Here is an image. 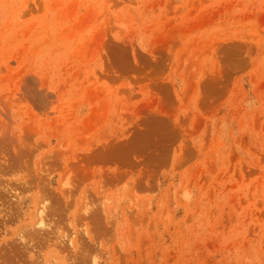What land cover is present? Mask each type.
Instances as JSON below:
<instances>
[{
    "label": "rangeland",
    "instance_id": "rangeland-1",
    "mask_svg": "<svg viewBox=\"0 0 264 264\" xmlns=\"http://www.w3.org/2000/svg\"><path fill=\"white\" fill-rule=\"evenodd\" d=\"M0 191V264H264V0H0Z\"/></svg>",
    "mask_w": 264,
    "mask_h": 264
},
{
    "label": "bare ground",
    "instance_id": "bare-ground-1",
    "mask_svg": "<svg viewBox=\"0 0 264 264\" xmlns=\"http://www.w3.org/2000/svg\"><path fill=\"white\" fill-rule=\"evenodd\" d=\"M6 187H7V185H6ZM6 187H5V189H6ZM4 188V187H3ZM1 190H2V188H1ZM2 191H4V189L2 190ZM6 191H7V189H6ZM11 191V190H10ZM9 190L7 191V193H6V195L8 194V192H10ZM1 192V191H0ZM11 193V192H10ZM9 193V194H10ZM12 193H14V192H12ZM8 194V195H9ZM0 195H2V194H0ZM7 195V196H8ZM17 194H12V195H10L8 198H11V201H12V204L14 203L15 205L14 206H17V202H18V197L16 196ZM20 195V194H19ZM1 197V196H0ZM5 196L3 195V198H4ZM69 198V197H68ZM7 199V198H6ZM5 199V200H6ZM22 199V198H21ZM43 199V198H42ZM66 199V198H65ZM0 200H2V201H4V199H0ZM8 200V199H7ZM10 201V200H9ZM24 201V200H23ZM33 201V200H32ZM41 201V200H40ZM6 202V201H5ZM16 202V203H15ZM2 203V202H1ZM9 203V202H8ZM21 203V202H20ZM51 203L52 202H50L49 203V199H46V200H42L40 203H39V206L36 208V211L34 212V214L31 216V220L28 222V224L26 225V229L25 230H23V231H20L18 234H17V237H18V240L20 241V242H22V245L23 244H26V242H27V238H31V237H36L35 235H36V233L37 234H40V240H44L46 243H57V244H59V245H61V246H63V245H67V246H73V244H74V239H73V237H72V234L71 235H69V234H63V233H61L60 232V230H59V228H54L53 226H52V223H53V221L54 220H52L51 221V219H53V218H50V217H52V216H50V205H51ZM50 204V205H49ZM9 206V205H8ZM12 206V205H11ZM22 206V205H21ZM20 206V207H21ZM10 207V206H9ZM52 207V206H51ZM7 208V207H6ZM14 208V207H13ZM3 209H5V208H3ZM29 209H30V207H29ZM35 209V208H34ZM12 210H16V209H12ZM7 211V210H6ZM9 211V210H8ZM8 211H7V213H8ZM20 211V210H19ZM27 211H28V209H27ZM2 212V211H1ZM30 212V211H29ZM6 213V212H5ZM19 213V212H18ZM10 214H12V213H10ZM10 214H8L9 215V217H10ZM20 214H21V211H20ZM5 216V215H4ZM13 216H14V214H13ZM22 217V216H21ZM30 217V216H29ZM2 218H4V217H2ZM10 218H12V217H10ZM17 219V218H16ZM26 219V218H25ZM4 220V219H3ZM8 221H9V219H7ZM7 221V222H8ZM13 221V220H12ZM14 221H16V220H14ZM18 221H20L19 220V218H18ZM2 222V221H1ZM6 224V223H5ZM12 224V223H11ZM19 224V223H18ZM10 226V225H9ZM17 227V226H16ZM7 228V227H6ZM3 230V229H2ZM12 230H14L13 228H12ZM3 232V231H2ZM15 233V232H14ZM88 234V231H85V234ZM4 234V233H3ZM8 234V233H7ZM2 235V234H1ZM10 236V235H9ZM5 237V236H4ZM2 238V237H1ZM31 241V240H30ZM6 242H7V240H6ZM18 242V241H17ZM29 243V242H28ZM35 243H36V241H35ZM5 244V243H4ZM18 244H19V242H18ZM40 244H42V241H41V243ZM39 244V245H40ZM10 245V244H9ZM43 245V244H42ZM48 245V244H47ZM54 245V244H53ZM6 246H8V245H6ZM34 246V245H33ZM46 246V245H45ZM52 246V245H51ZM57 246V245H56ZM1 247V246H0ZM24 247L26 248V245H24ZM28 247V246H27ZM34 247H36V246H34ZM43 248H45L44 246H42ZM42 247H40L41 249H42ZM12 248V247H11ZM48 248H50V247H48ZM64 248V247H63ZM73 248V247H72ZM10 249V248H9ZM23 249V248H22ZM46 249V248H45ZM30 250V249H29ZM32 250H33V248H32ZM60 250H62L61 249V247H60ZM65 250V249H64ZM4 252H5V250H3ZM11 251V250H10ZM20 251V250H19ZM51 251V250H50ZM2 252V251H1ZM13 252V251H12ZM33 252V251H32ZM31 252V253H32ZM38 252V251H37ZM8 253V252H7ZM21 253V252H20ZM24 253V252H23ZM29 253V252H28ZM40 253V252H39ZM14 254V253H13ZM30 254V253H29ZM34 254V253H33ZM3 254H1V256H2ZM9 255V254H8ZM18 256H19V252H18V254H17ZM23 255H25V254H23ZM10 256H12V255H10ZM38 256V255H37ZM11 258V257H10ZM16 258V257H15ZM14 258V259H15ZM32 258V257H31ZM31 258H30V260H31ZM42 258V257H41ZM40 258V259H41ZM94 258V257H93ZM5 259V258H4ZM13 259V260H14ZM17 259V258H16ZM20 259H22V258H20ZM36 259L37 258H35L33 261H36ZM2 260V259H1ZM12 260V259H11ZM19 260V259H18ZM24 260V259H23ZM25 260H27V259H25ZM30 260H28V261H30ZM96 260V259H95ZM8 261V260H7ZM32 261V260H31ZM98 261V260H97ZM6 262V261H5ZM44 262V261H43ZM24 263V262H23ZM28 263V262H27ZM31 263H33L34 264V262H31ZM30 263V264H31ZM38 262H36L35 264H37ZM97 264H98V262H96ZM26 264V263H25ZM39 264V263H38Z\"/></svg>",
    "mask_w": 264,
    "mask_h": 264
}]
</instances>
